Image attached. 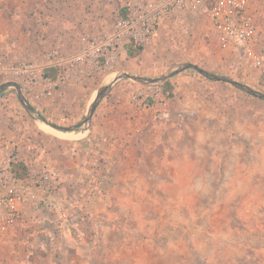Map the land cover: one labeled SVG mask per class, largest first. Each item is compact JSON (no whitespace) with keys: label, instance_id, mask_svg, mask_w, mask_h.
<instances>
[{"label":"rangeland","instance_id":"obj_1","mask_svg":"<svg viewBox=\"0 0 264 264\" xmlns=\"http://www.w3.org/2000/svg\"><path fill=\"white\" fill-rule=\"evenodd\" d=\"M132 1L0 0V57L6 63H16L28 57H38L51 46H57L64 52H72L77 48L81 35L97 34L103 28H109L115 16L121 14ZM124 60L125 71L144 76L156 72L159 75L155 77L163 75L176 64L192 62L264 92V78L261 76L258 81L249 80L247 76L254 71L245 65L243 69L249 74L243 73L242 69L238 70L239 64H242L241 57L233 51L223 50L209 20L200 16L186 15L171 24L161 25L150 44L140 49L128 47ZM123 80L121 81L127 80L131 85L138 84L131 79ZM170 83L172 84L171 81ZM163 84L160 86L167 90ZM219 84L233 90L234 107L228 108L227 119L233 127L232 136L249 138L254 142L262 140L264 129L257 127L256 123L260 121L264 124V100L228 82ZM3 95L5 98H2ZM87 98V88L78 86L70 89L62 96L61 104H57L59 109L55 113L54 122L71 125L82 121L88 113L89 105L85 106ZM127 99L129 104V94ZM0 112V126L6 133L13 134L15 139L25 136L27 139L47 138L45 141H50L51 138L67 136V132L33 118L19 101L13 87L0 94ZM160 113H155L154 117L159 118L162 115ZM248 123L249 128H246ZM228 134L231 135L230 132ZM256 150L255 147L254 151ZM145 163L147 169H154L158 173L162 168L153 161ZM225 164L226 161L221 159L188 164L174 157L171 168H179L180 173L186 168L187 175L175 177L174 182L169 178L170 182L165 186L167 191L162 192L157 189L162 184L160 176L147 178L143 185L150 186V189L153 187L149 196L159 207L150 212L157 218L163 216L168 219L169 224H148L145 226V240L140 239V226L139 230L133 229V225L131 228L127 226L122 235L124 244H138L140 250H145L148 245L162 247L170 239L171 247L177 245L178 250L185 253L184 256L181 252L183 264H202L203 254L208 255L210 264H264V194L254 189L259 172L257 161L242 162V165L230 162V170L227 172L234 173L232 177L227 174ZM200 167V171L205 174L202 178L189 175ZM209 170L219 174L213 175ZM177 179L180 180L179 183ZM182 189L186 191L183 192ZM142 199L138 194V204L142 203ZM157 220L161 222L159 218ZM76 222L70 226V230L75 231L73 242L79 245L82 253L74 256L73 250H65L67 253L53 252L50 256L51 260L54 259L53 264H56L55 261L58 264H83L85 258L81 254L84 252L85 257L88 256L85 253L87 249L93 254L91 249L98 244L93 221L83 218L81 223ZM84 235L90 237V243L85 240L80 244ZM63 248H66L65 245ZM176 256L171 259H177ZM95 257L90 255L87 259ZM47 260L48 258H42V264ZM139 261L146 262L144 258ZM182 262L179 261V264Z\"/></svg>","mask_w":264,"mask_h":264},{"label":"crops","instance_id":"obj_2","mask_svg":"<svg viewBox=\"0 0 264 264\" xmlns=\"http://www.w3.org/2000/svg\"><path fill=\"white\" fill-rule=\"evenodd\" d=\"M126 54L127 50L124 57ZM119 71H125L124 63ZM241 71L248 73L244 69ZM253 71L248 79L260 80L261 74ZM110 74L97 82L58 89L45 111L38 110L39 114L55 123V113L59 109L57 104H61L66 92L78 86L87 88L85 106H90L97 95L96 90ZM157 75L151 72L147 77ZM170 78L174 95L159 118L154 117L156 112L153 111L134 115L127 98L130 91L141 84L131 85L123 80L115 83L100 102L89 126L65 131L67 136L51 138L50 141H45L47 138H17L21 146V162L31 171L48 165L58 176L60 189L49 198L44 210L29 215L25 226L9 232L0 230V264H42V258H48L45 264H53L52 253L65 250H73L74 256L79 255L82 250L73 242L75 231L71 232L70 226L76 221L81 223L83 218L93 221L98 241L96 248L91 249L93 254L89 249L85 250L88 256L85 257L84 252L81 254L85 258L83 264H179L184 252L181 253L177 245L171 247L170 239L162 247L148 245L145 250L142 247L140 250L138 244L126 246L122 240L127 226L131 228L133 225V229L137 230L140 226V239L145 240V226L169 224L163 216H158L160 223L157 216H152L150 211L157 207L149 196L153 187L150 189L143 184L147 178L160 176L162 184L157 189L162 192L167 191L165 186L170 182L169 178L174 182L175 177L186 176V168L181 173L179 168H171L174 157L188 164L221 159L226 161V172L230 170V162L242 165V162L257 161L259 172L254 189L264 194V138L254 142L249 138L232 136L233 127L227 119L228 108L234 107L233 90L219 84L225 82L210 80L192 69L180 71ZM256 124L264 129L263 122ZM0 131L5 132L2 126ZM146 161L161 165L160 172L147 169ZM200 170L201 167L189 175L202 178L205 174ZM210 172L219 174L214 170ZM227 174L234 176V173ZM176 181L179 183L180 180ZM138 194L143 198L141 204L137 201ZM2 212L0 205V214ZM89 238L84 235L80 244L85 240L90 243ZM90 255L97 258L87 259ZM174 256L177 259L172 260ZM207 256H201L202 264L211 263ZM143 258L146 262L139 263ZM55 263L58 264L57 261Z\"/></svg>","mask_w":264,"mask_h":264},{"label":"built area","instance_id":"obj_3","mask_svg":"<svg viewBox=\"0 0 264 264\" xmlns=\"http://www.w3.org/2000/svg\"><path fill=\"white\" fill-rule=\"evenodd\" d=\"M186 15L208 19L221 48L241 57L238 70L245 65L264 78V0H133L115 16L112 26L81 35L72 52L51 46L38 57L16 63L0 57V83L20 82L27 100L44 112L58 89L97 82L119 71L128 47L147 46L161 25ZM170 101L160 85L141 84L129 93L136 116L164 112ZM0 155V230L9 232L25 226L30 214L45 209L49 198L58 193L60 180L48 165L18 176L13 166L22 159L20 142L1 131Z\"/></svg>","mask_w":264,"mask_h":264},{"label":"water","instance_id":"obj_4","mask_svg":"<svg viewBox=\"0 0 264 264\" xmlns=\"http://www.w3.org/2000/svg\"><path fill=\"white\" fill-rule=\"evenodd\" d=\"M185 69H195L198 72H200L202 75H204L205 77L209 78L210 80L228 82V83L233 84L234 86L238 87L239 89L264 100V92L259 91V90L251 87L250 85H248L244 82L238 81L231 76L215 73L213 71L205 69V68L201 67L200 65H198L196 63H192V62H185V63L176 64L173 67H171L166 73H164L163 75L158 76V77H147V76L133 74V73H130L127 71H117V72L110 74L109 77L106 78L105 81L102 83V85L99 87L96 97L90 103L88 113H87L86 117L84 118V120H82L81 122H79L77 124L70 125V126L55 124L52 121H50L49 119L41 116L39 114L37 108L34 107L27 100V98L23 92V89L21 87L20 82H18L16 80H7V81L1 83L0 84V94L5 89L13 87L16 89L19 101L22 103V105L25 107V109L29 112V114L33 118H35L36 120H42L45 123H47V124H49L55 128H58L60 130H63V131L77 130L79 128H83V127L90 125V122H91V119H92V116H93L95 110L97 109L100 102L103 100V98L106 96V94L110 91V89L112 88V86L115 83H117L123 79H131V80L135 81L136 83L142 84V85H161L166 80H168L170 77H172L173 75H175V74H177L180 71H183Z\"/></svg>","mask_w":264,"mask_h":264},{"label":"trees","instance_id":"obj_5","mask_svg":"<svg viewBox=\"0 0 264 264\" xmlns=\"http://www.w3.org/2000/svg\"><path fill=\"white\" fill-rule=\"evenodd\" d=\"M135 48L140 49L141 47H135ZM163 85L167 87V90L166 89L165 90L169 93V96L172 99L174 94H173V85L170 83V80L165 81ZM13 168L16 174L21 177L26 176L29 171L26 164L21 161L16 162Z\"/></svg>","mask_w":264,"mask_h":264},{"label":"bare ground","instance_id":"obj_6","mask_svg":"<svg viewBox=\"0 0 264 264\" xmlns=\"http://www.w3.org/2000/svg\"><path fill=\"white\" fill-rule=\"evenodd\" d=\"M45 123V122H44ZM47 124V123H46ZM49 125V124H48ZM49 126H51V125H49ZM52 127V126H51ZM49 129H51V128H49Z\"/></svg>","mask_w":264,"mask_h":264}]
</instances>
